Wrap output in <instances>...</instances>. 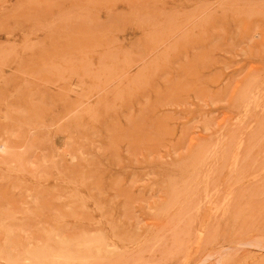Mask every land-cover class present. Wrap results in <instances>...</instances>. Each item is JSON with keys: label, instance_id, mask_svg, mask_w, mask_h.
Listing matches in <instances>:
<instances>
[{"label": "rangeland", "instance_id": "1", "mask_svg": "<svg viewBox=\"0 0 264 264\" xmlns=\"http://www.w3.org/2000/svg\"><path fill=\"white\" fill-rule=\"evenodd\" d=\"M0 264H264V0H0Z\"/></svg>", "mask_w": 264, "mask_h": 264}]
</instances>
